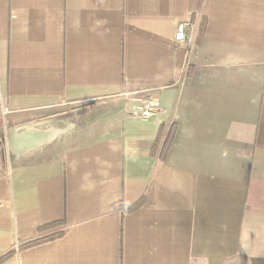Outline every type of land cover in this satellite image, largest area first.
<instances>
[{
    "label": "crops",
    "instance_id": "1",
    "mask_svg": "<svg viewBox=\"0 0 264 264\" xmlns=\"http://www.w3.org/2000/svg\"><path fill=\"white\" fill-rule=\"evenodd\" d=\"M0 112V264H264V0H0Z\"/></svg>",
    "mask_w": 264,
    "mask_h": 264
},
{
    "label": "rangeland",
    "instance_id": "2",
    "mask_svg": "<svg viewBox=\"0 0 264 264\" xmlns=\"http://www.w3.org/2000/svg\"><path fill=\"white\" fill-rule=\"evenodd\" d=\"M63 109L65 111H67V114L63 115L62 118L63 119L65 118L64 122H68L71 118L70 116L73 115V113L71 111H73L74 107L68 106V107H64ZM63 109H60L59 111L58 110L57 111L63 112L62 111ZM45 116H46L45 118H47V119H45V123H41V126H40L41 128H49L53 125V123H52L53 118L51 117V114L47 113ZM62 118L60 120H62ZM14 122H15V120H14ZM18 122L22 123L23 126L25 125L26 127H24V128H32V126H35L37 123H39L36 119H34V117L32 115L24 117L21 120H18ZM62 125H63V123H62ZM15 127L16 126L14 123L9 122L8 116L4 118L0 112V129H2V130L5 129L6 133H7L9 130H13V131L16 130ZM6 133H4L2 135L0 134V140L3 141V145L6 144L5 138H6V136H8V133L7 134Z\"/></svg>",
    "mask_w": 264,
    "mask_h": 264
},
{
    "label": "built area",
    "instance_id": "3",
    "mask_svg": "<svg viewBox=\"0 0 264 264\" xmlns=\"http://www.w3.org/2000/svg\"><path fill=\"white\" fill-rule=\"evenodd\" d=\"M186 36L185 25L181 24L176 32V40L183 42L186 40ZM160 111L161 108L158 99L149 97L141 101V105L135 109L134 115L142 121H149L156 117Z\"/></svg>",
    "mask_w": 264,
    "mask_h": 264
},
{
    "label": "trees",
    "instance_id": "4",
    "mask_svg": "<svg viewBox=\"0 0 264 264\" xmlns=\"http://www.w3.org/2000/svg\"><path fill=\"white\" fill-rule=\"evenodd\" d=\"M203 31H204V23H203V25L201 27V31L199 33V39H200V37H202ZM173 137H174V129L172 128L170 130L169 134L167 135V138H166V141H165V147H164L165 149L163 151V155L167 152L168 147H169L171 141L173 140ZM59 236H60V234H55V235H52V236L35 239L33 241H30V242H27V243L23 244L21 246V249H28V248L40 245L42 243L51 241V240H53V239H55V238H57ZM10 256H12V252H9V253L5 254L3 257L0 258V263L3 262L4 260L8 259Z\"/></svg>",
    "mask_w": 264,
    "mask_h": 264
},
{
    "label": "bare ground",
    "instance_id": "5",
    "mask_svg": "<svg viewBox=\"0 0 264 264\" xmlns=\"http://www.w3.org/2000/svg\"><path fill=\"white\" fill-rule=\"evenodd\" d=\"M12 136H13V135H12ZM10 143H11V147L13 148L14 142H13V140H12V137H11V139H10ZM27 143H28V142H27ZM39 143H41V141H39L38 143L31 142V143L26 144L25 146L36 145V144H39Z\"/></svg>",
    "mask_w": 264,
    "mask_h": 264
}]
</instances>
